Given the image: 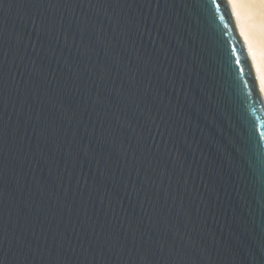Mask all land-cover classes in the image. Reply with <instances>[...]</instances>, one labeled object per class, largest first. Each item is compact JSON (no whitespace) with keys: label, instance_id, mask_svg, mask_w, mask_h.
I'll list each match as a JSON object with an SVG mask.
<instances>
[{"label":"water","instance_id":"water-1","mask_svg":"<svg viewBox=\"0 0 264 264\" xmlns=\"http://www.w3.org/2000/svg\"><path fill=\"white\" fill-rule=\"evenodd\" d=\"M0 264H264L227 0H0Z\"/></svg>","mask_w":264,"mask_h":264},{"label":"bare ground","instance_id":"bare-ground-1","mask_svg":"<svg viewBox=\"0 0 264 264\" xmlns=\"http://www.w3.org/2000/svg\"><path fill=\"white\" fill-rule=\"evenodd\" d=\"M264 97V0H227Z\"/></svg>","mask_w":264,"mask_h":264}]
</instances>
